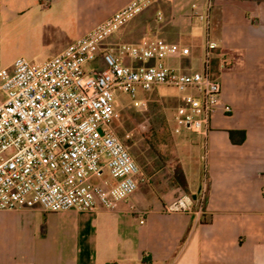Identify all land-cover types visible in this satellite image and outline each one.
<instances>
[{"label": "crops", "instance_id": "1", "mask_svg": "<svg viewBox=\"0 0 264 264\" xmlns=\"http://www.w3.org/2000/svg\"><path fill=\"white\" fill-rule=\"evenodd\" d=\"M131 1L0 0V18L28 15L60 45L54 57ZM163 10L168 18L157 23ZM206 36L217 46L212 70L231 113L220 106L206 138L197 135L205 163L198 186L190 184L183 138L187 193L157 182L158 193L140 188L117 211H0V264H264V0H163L99 52L158 37L190 50L165 61L188 72L200 68ZM230 131L244 132V142L232 144ZM184 198L188 211H167Z\"/></svg>", "mask_w": 264, "mask_h": 264}, {"label": "built area", "instance_id": "2", "mask_svg": "<svg viewBox=\"0 0 264 264\" xmlns=\"http://www.w3.org/2000/svg\"><path fill=\"white\" fill-rule=\"evenodd\" d=\"M157 1L132 0L42 64L24 58L9 66L0 62V211H117L147 183L113 130L115 91L142 108L145 101L136 99L138 91L176 88L185 95L173 133L206 138L222 95L212 70L217 46L208 36L197 70L169 67L166 60L187 58L190 50L158 37L105 51L101 73L86 69L105 39ZM200 19L208 23V15ZM162 21L158 14L156 22ZM221 107L231 113L228 105ZM203 201L198 197L200 209ZM191 205L184 198L167 211H188Z\"/></svg>", "mask_w": 264, "mask_h": 264}, {"label": "rangeland", "instance_id": "3", "mask_svg": "<svg viewBox=\"0 0 264 264\" xmlns=\"http://www.w3.org/2000/svg\"><path fill=\"white\" fill-rule=\"evenodd\" d=\"M162 1L153 3L140 14H155L156 7ZM139 15L101 44L112 40L123 29L134 26ZM160 15L163 22L168 18L165 10L160 11ZM28 20V15H11L6 11L1 16L0 62L2 65L9 66L17 58H24L33 64H42L60 50V45L49 38L48 32L43 27L35 26L31 20ZM86 69L96 73L106 70L100 52L86 65ZM184 95L185 93L176 88L166 86H158L150 93L138 91L136 99L145 101V107L139 108L134 106L128 95L115 91L114 108L118 117L113 123V130L147 178V183L140 185L139 189L157 190V182L167 184L173 182V177L180 171L179 143L183 138L191 144L190 149L187 148L184 154L189 168L190 184L193 188L198 186L205 166L200 147L201 138L189 131H183L179 135L173 133V120L179 113Z\"/></svg>", "mask_w": 264, "mask_h": 264}, {"label": "trees", "instance_id": "4", "mask_svg": "<svg viewBox=\"0 0 264 264\" xmlns=\"http://www.w3.org/2000/svg\"><path fill=\"white\" fill-rule=\"evenodd\" d=\"M212 65H213V62H212ZM229 138L232 144L239 145L244 142L245 135H244V132L230 131ZM173 178H174L173 182L177 186H179L185 193H187V184H186V180L184 178L182 171L180 170L179 172H177V175H175ZM204 204H205V200L203 201V205Z\"/></svg>", "mask_w": 264, "mask_h": 264}, {"label": "water", "instance_id": "5", "mask_svg": "<svg viewBox=\"0 0 264 264\" xmlns=\"http://www.w3.org/2000/svg\"><path fill=\"white\" fill-rule=\"evenodd\" d=\"M196 198H197V197H196V195H195V196H194V199L196 200Z\"/></svg>", "mask_w": 264, "mask_h": 264}]
</instances>
